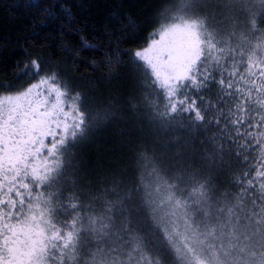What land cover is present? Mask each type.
I'll list each match as a JSON object with an SVG mask.
<instances>
[{
    "label": "snow or ice",
    "instance_id": "snow-or-ice-1",
    "mask_svg": "<svg viewBox=\"0 0 264 264\" xmlns=\"http://www.w3.org/2000/svg\"><path fill=\"white\" fill-rule=\"evenodd\" d=\"M219 6L157 5L152 29L125 50L138 25L122 3L11 0L5 11L26 19L12 83L0 84V264H98L84 258L90 242L75 189L116 150L129 117L175 129L177 143L196 149L215 179L213 222L234 237L233 264H264V40L255 20L247 30L255 44L243 25L238 33L218 24ZM13 42L0 38L4 48ZM58 54L66 59L55 63ZM69 61L72 72L107 73L109 86L127 69L133 91L121 101L117 90L109 110L93 115Z\"/></svg>",
    "mask_w": 264,
    "mask_h": 264
},
{
    "label": "trees",
    "instance_id": "trees-1",
    "mask_svg": "<svg viewBox=\"0 0 264 264\" xmlns=\"http://www.w3.org/2000/svg\"><path fill=\"white\" fill-rule=\"evenodd\" d=\"M10 2L11 0H0V38L7 35L14 41L11 47L0 46V84L12 83L9 60L23 43L21 37L24 33L17 29L24 28L23 21L26 19L22 14L5 11ZM71 2L72 0H69V3ZM83 2L123 4L122 14L134 19L138 25L137 34L129 35L130 42L121 45L123 49L129 50L135 48L152 29L157 15L156 6L171 3L172 0H83ZM99 14L105 16L107 10L101 9ZM253 20L256 21L258 29L257 37L264 40V14H258ZM245 25L243 30L251 28L252 22ZM44 35L47 36L48 33L45 32ZM245 35H248L247 39H253L248 32H245ZM42 51L43 55H50L49 49L45 48ZM65 59L62 54H58L55 63ZM65 67L68 68L69 75L76 78L74 83L78 90L85 94V105L93 115L97 113L103 115L109 110L112 101L108 97L115 95L117 90L121 101L133 91L127 69H118L115 79L111 80L109 86L108 81L104 79L108 76L107 73H92L86 70L72 72L70 61ZM89 81L99 83L93 84ZM124 130L126 135L119 138V145L114 152L105 157L103 166L94 172L90 171L87 179L75 189L82 203L85 238L91 245L87 234L88 228L94 226L93 222H97L99 227L107 222L108 225L102 227L103 232L95 241L99 247L110 241L121 244L123 248L129 244L134 247L145 246L148 250L154 247L155 252L162 254L161 258L165 255L171 256V261L176 264L173 254L167 248L160 226L164 213L168 215L167 223L172 224L171 212H166L170 206L165 207L162 204V195L165 194V197L179 203L178 207L185 223L206 241L198 231L205 230L207 226L202 227L201 223L202 228H198L199 218L202 213H216L213 199L215 179L202 163L196 149L189 148L184 143H177L180 137L175 129L165 127L159 122L141 124L135 117H129V124ZM112 131L111 128L103 129L100 135L108 138ZM101 222H104L103 225ZM144 253L148 256V253Z\"/></svg>",
    "mask_w": 264,
    "mask_h": 264
},
{
    "label": "rangeland",
    "instance_id": "rangeland-1",
    "mask_svg": "<svg viewBox=\"0 0 264 264\" xmlns=\"http://www.w3.org/2000/svg\"><path fill=\"white\" fill-rule=\"evenodd\" d=\"M219 7H214L213 12L218 24L222 25L225 29L230 30L233 25H236V31L239 33L242 30L241 25L245 27L246 23L251 24L252 20L258 14H264V8L254 3V0H249L248 4H236L233 7H229L232 4V0H215ZM240 8H244L245 11H239ZM249 28L244 29V32H248ZM249 34V32H248ZM248 38V35H245ZM252 44L256 41L250 40ZM163 205L169 207L168 211L171 212L172 224L167 223L166 218L168 215L164 213L161 219V227L163 229V237L165 243L168 245V250L173 254L176 264H218L219 261H224L225 264H233V261L237 257V253L233 251L232 241L234 237L225 233L217 224L213 222L214 214L202 213L199 218V227L207 226L205 230L198 231L206 238V241L200 237L194 230H192L186 223L182 216V212L178 207V204L167 197L162 195ZM176 210V211H175ZM113 219V218H112ZM104 222H101L103 225ZM201 223L202 227H201ZM88 228V237L91 240L89 249L85 252V259L89 261L95 259L98 264L102 260L103 264H174L171 261V256H163L154 251V247L149 250L145 249V246L134 247L129 244L124 248L121 244L113 243L110 241L108 244L99 247L95 244L97 237L103 232V228L108 225L107 222L103 226H98L97 222H93ZM96 225V226H95ZM98 226V227H97ZM161 230V229H160ZM99 248V252L96 249ZM93 252L96 253L93 256ZM148 253V256L144 253ZM151 253V254H149ZM157 253V254H156Z\"/></svg>",
    "mask_w": 264,
    "mask_h": 264
}]
</instances>
